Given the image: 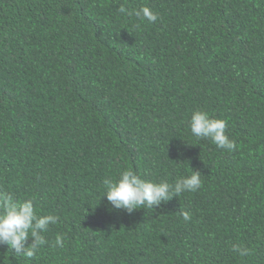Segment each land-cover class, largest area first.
I'll return each mask as SVG.
<instances>
[{
    "label": "trees",
    "instance_id": "obj_1",
    "mask_svg": "<svg viewBox=\"0 0 264 264\" xmlns=\"http://www.w3.org/2000/svg\"><path fill=\"white\" fill-rule=\"evenodd\" d=\"M196 110L234 151L191 133ZM125 169L203 185L129 213L102 197ZM0 191L59 217L0 264H264V0H0Z\"/></svg>",
    "mask_w": 264,
    "mask_h": 264
},
{
    "label": "clouds",
    "instance_id": "obj_2",
    "mask_svg": "<svg viewBox=\"0 0 264 264\" xmlns=\"http://www.w3.org/2000/svg\"><path fill=\"white\" fill-rule=\"evenodd\" d=\"M120 13L135 16L150 23L158 20V15L149 7L130 9L119 8ZM191 133L197 138L208 140L220 149L234 151L236 142L226 134L227 121L212 118L204 110H196L190 118ZM106 191L102 197L114 209H124L129 213L140 208H154L183 193L196 192L202 185V174L193 171L190 175L178 178L174 183L167 181L154 182L141 178L132 169L120 172L119 177L112 181L105 179ZM185 221L191 219L189 211H182ZM56 215H40L32 199L18 200L12 193L0 191V244H6L16 255L32 258L38 249L47 243L45 234L51 225L58 223ZM29 238L31 243L29 244ZM55 246H64V237L56 236ZM232 251L240 257L250 254V249L234 244Z\"/></svg>",
    "mask_w": 264,
    "mask_h": 264
}]
</instances>
